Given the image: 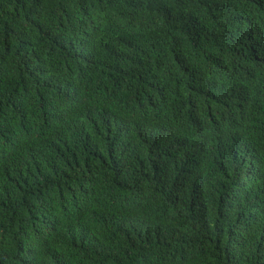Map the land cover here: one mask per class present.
<instances>
[{"label":"trees","instance_id":"trees-1","mask_svg":"<svg viewBox=\"0 0 264 264\" xmlns=\"http://www.w3.org/2000/svg\"><path fill=\"white\" fill-rule=\"evenodd\" d=\"M0 264H264V0H0Z\"/></svg>","mask_w":264,"mask_h":264}]
</instances>
